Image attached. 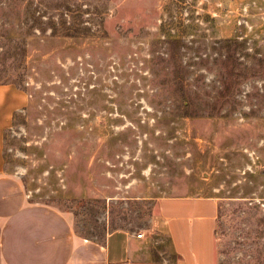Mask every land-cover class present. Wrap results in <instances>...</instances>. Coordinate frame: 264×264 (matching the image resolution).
<instances>
[{
	"label": "rangeland",
	"instance_id": "obj_1",
	"mask_svg": "<svg viewBox=\"0 0 264 264\" xmlns=\"http://www.w3.org/2000/svg\"><path fill=\"white\" fill-rule=\"evenodd\" d=\"M5 84V173L79 236L176 264L159 200L214 195L218 264H264V0H0Z\"/></svg>",
	"mask_w": 264,
	"mask_h": 264
},
{
	"label": "crops",
	"instance_id": "obj_2",
	"mask_svg": "<svg viewBox=\"0 0 264 264\" xmlns=\"http://www.w3.org/2000/svg\"><path fill=\"white\" fill-rule=\"evenodd\" d=\"M6 91L16 88L1 85L0 96ZM159 208L176 264H218L216 196H164ZM145 246L140 236L122 229L110 232L103 242L81 237L71 214L31 201L22 181L5 173L0 136V252L5 264H168L149 258Z\"/></svg>",
	"mask_w": 264,
	"mask_h": 264
},
{
	"label": "trees",
	"instance_id": "obj_3",
	"mask_svg": "<svg viewBox=\"0 0 264 264\" xmlns=\"http://www.w3.org/2000/svg\"><path fill=\"white\" fill-rule=\"evenodd\" d=\"M53 21V20H52ZM53 27H54V30L52 32L53 35H58L59 34V28H58V24L57 22L53 21L52 24H51ZM31 27V26H30ZM44 31L47 30V27H43L42 28ZM60 35V34H59ZM65 35H71V36H74L75 34H72V33H65Z\"/></svg>",
	"mask_w": 264,
	"mask_h": 264
},
{
	"label": "built area",
	"instance_id": "obj_4",
	"mask_svg": "<svg viewBox=\"0 0 264 264\" xmlns=\"http://www.w3.org/2000/svg\"><path fill=\"white\" fill-rule=\"evenodd\" d=\"M138 235H139L140 237H142V236H143V233H142V232H140Z\"/></svg>",
	"mask_w": 264,
	"mask_h": 264
}]
</instances>
